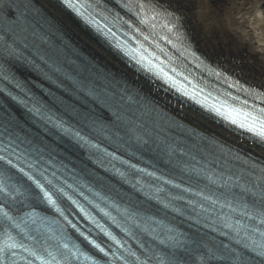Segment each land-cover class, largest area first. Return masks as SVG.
<instances>
[{
    "label": "snow or ice",
    "instance_id": "6c2138e0",
    "mask_svg": "<svg viewBox=\"0 0 264 264\" xmlns=\"http://www.w3.org/2000/svg\"><path fill=\"white\" fill-rule=\"evenodd\" d=\"M136 7L145 23L158 15L147 0ZM35 11L31 0H0V90L23 109L0 102V264H264V164L238 154L243 167L207 160L168 130L178 122L146 120L124 89L75 79L34 43ZM136 63L173 80L146 56ZM27 70L57 91L34 92L21 76ZM216 111L264 141V109L241 110L243 122L235 109ZM77 152L105 174L75 164ZM155 205L226 240H190L165 225Z\"/></svg>",
    "mask_w": 264,
    "mask_h": 264
},
{
    "label": "bare ground",
    "instance_id": "6f19581e",
    "mask_svg": "<svg viewBox=\"0 0 264 264\" xmlns=\"http://www.w3.org/2000/svg\"><path fill=\"white\" fill-rule=\"evenodd\" d=\"M90 1L103 4L109 9L106 14L117 12L118 23L133 26L150 42H156V55L166 62L179 63L194 76L196 83L202 80L214 91H227L225 98L235 100L238 107L258 106V113L264 109L262 0H147L158 14L151 19L157 25L155 30L142 28L144 17L137 15L136 7L140 0ZM31 2L36 9L30 16L34 43L75 79L117 91L124 89L136 101L129 107L137 114L143 112L146 120L167 121V125L178 122L179 126L168 130L187 140L192 151L207 160L243 167V160L233 159L238 154L264 164V141L222 121L212 110L183 100L162 81L137 68L59 0ZM148 15L151 17V11ZM157 20L167 21L174 28L167 30V23ZM132 31L125 32L131 35ZM21 76L41 96L46 94L39 85L57 91L38 72L27 70ZM0 102L13 110L20 108L2 90ZM77 157L76 164L82 161L105 174L82 153L77 152ZM152 211L181 228L190 240H226L206 223L199 226L189 216L165 211L161 205H155Z\"/></svg>",
    "mask_w": 264,
    "mask_h": 264
},
{
    "label": "rangeland",
    "instance_id": "374dc122",
    "mask_svg": "<svg viewBox=\"0 0 264 264\" xmlns=\"http://www.w3.org/2000/svg\"><path fill=\"white\" fill-rule=\"evenodd\" d=\"M262 5H264V0H262ZM264 7V6H263Z\"/></svg>",
    "mask_w": 264,
    "mask_h": 264
}]
</instances>
